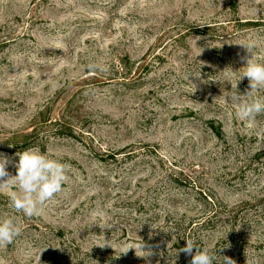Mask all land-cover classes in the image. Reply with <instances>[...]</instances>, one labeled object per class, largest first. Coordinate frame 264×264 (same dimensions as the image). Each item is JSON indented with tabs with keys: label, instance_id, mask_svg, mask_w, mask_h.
<instances>
[{
	"label": "rangeland",
	"instance_id": "374dc122",
	"mask_svg": "<svg viewBox=\"0 0 264 264\" xmlns=\"http://www.w3.org/2000/svg\"><path fill=\"white\" fill-rule=\"evenodd\" d=\"M242 57L264 64V0H0V154L12 175L33 147L69 165L41 215L0 204L22 226L0 264H146L123 254L142 241L152 264H190L189 235L213 264H264V113L236 114Z\"/></svg>",
	"mask_w": 264,
	"mask_h": 264
},
{
	"label": "clouds",
	"instance_id": "9594fccd",
	"mask_svg": "<svg viewBox=\"0 0 264 264\" xmlns=\"http://www.w3.org/2000/svg\"><path fill=\"white\" fill-rule=\"evenodd\" d=\"M239 45L243 46L252 56L254 42L249 41ZM241 59L246 58L242 57ZM88 68L90 71L105 72L108 70L99 64H90ZM244 69L240 80L245 77L248 79L250 91L246 95L236 92L232 99L238 104L236 114L240 119H255L264 113V96H256L251 100L243 97L251 96L253 92L264 91V64L253 62L250 58L246 59ZM16 155L19 160L13 165L16 174L12 175L7 170L12 161L0 154V189H12L8 195L10 207L14 212L22 213L27 218L37 217L41 215L43 205L62 191L68 178L69 165L49 158L36 147L25 149ZM21 232L22 226L14 216L0 219V249L7 248ZM185 241V246L179 249V252L191 257L190 264H213L216 260L217 250L208 247L201 248L190 238ZM99 246L104 247L105 245ZM145 247L142 241L139 248L143 254L137 253V246L125 247L123 254L126 255L130 250L135 249L138 257L145 258L146 264H152L150 258L154 253L150 248L145 250ZM223 264H236V261L231 257L223 256Z\"/></svg>",
	"mask_w": 264,
	"mask_h": 264
},
{
	"label": "trees",
	"instance_id": "16d2710c",
	"mask_svg": "<svg viewBox=\"0 0 264 264\" xmlns=\"http://www.w3.org/2000/svg\"><path fill=\"white\" fill-rule=\"evenodd\" d=\"M235 11H237L236 10V7H235ZM197 30H202V29H197ZM198 32H202V31H197V33H190L191 35H193V34H198ZM216 133H217V136L219 137V138H221L222 137V132L219 130V129H216ZM132 148V147H131ZM145 148H150V146L149 145H145ZM130 148H125V149H123V150H121V151H119V152H117V153H114V154H111L110 155V158L111 159H113V160H116V158H118V156H121V155H124L125 154V157H129V159L131 158V157H135L136 156V154L137 153H135L136 151H132V152H129V153H126L128 150H129ZM264 155V151H262L261 153H258L257 155H256V157H260V156H263ZM9 199L7 198V197H5L4 195H2V194H0V204H4V203H2V202H6V204H7V202L9 203V201H8ZM57 234H59L58 236H62V234H63V231H58L57 232ZM188 238H190L191 239V237H190V235H189V237ZM185 244H186V241L184 240H182V245H183V247L185 246ZM239 256H240V258L243 260V262H244V264H248V262H247V259H246V255H244V253L243 252H240L239 253Z\"/></svg>",
	"mask_w": 264,
	"mask_h": 264
}]
</instances>
